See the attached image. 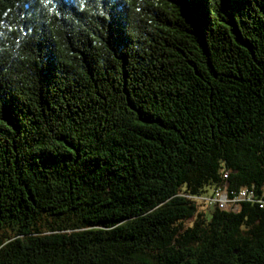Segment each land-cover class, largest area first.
I'll list each match as a JSON object with an SVG mask.
<instances>
[{
	"label": "trees",
	"instance_id": "16d2710c",
	"mask_svg": "<svg viewBox=\"0 0 264 264\" xmlns=\"http://www.w3.org/2000/svg\"><path fill=\"white\" fill-rule=\"evenodd\" d=\"M220 188L264 199V0H0V264H264Z\"/></svg>",
	"mask_w": 264,
	"mask_h": 264
},
{
	"label": "built area",
	"instance_id": "2783aa9c",
	"mask_svg": "<svg viewBox=\"0 0 264 264\" xmlns=\"http://www.w3.org/2000/svg\"><path fill=\"white\" fill-rule=\"evenodd\" d=\"M189 199L193 202L202 204L206 208H216L220 210H228L231 212H238L240 204L245 202H258L261 208H264V199L256 196L253 190L246 188L241 189L237 193H230L225 189H215L214 192L208 196H190Z\"/></svg>",
	"mask_w": 264,
	"mask_h": 264
},
{
	"label": "rangeland",
	"instance_id": "374dc122",
	"mask_svg": "<svg viewBox=\"0 0 264 264\" xmlns=\"http://www.w3.org/2000/svg\"><path fill=\"white\" fill-rule=\"evenodd\" d=\"M192 222H189L188 225H191Z\"/></svg>",
	"mask_w": 264,
	"mask_h": 264
}]
</instances>
